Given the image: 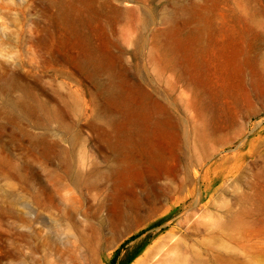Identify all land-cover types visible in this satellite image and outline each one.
Masks as SVG:
<instances>
[{
    "label": "rangeland",
    "instance_id": "1",
    "mask_svg": "<svg viewBox=\"0 0 264 264\" xmlns=\"http://www.w3.org/2000/svg\"><path fill=\"white\" fill-rule=\"evenodd\" d=\"M131 256L264 264V0H0V264Z\"/></svg>",
    "mask_w": 264,
    "mask_h": 264
},
{
    "label": "trees",
    "instance_id": "2",
    "mask_svg": "<svg viewBox=\"0 0 264 264\" xmlns=\"http://www.w3.org/2000/svg\"><path fill=\"white\" fill-rule=\"evenodd\" d=\"M136 237H137V236L135 235V236H132L130 239H134V238H136ZM118 252H119V250L117 249V250L115 251L114 255H113L112 263H114V261H115V259H116V256H117ZM131 260H132V256L129 257V258H127V259H125V260H123L120 264H128Z\"/></svg>",
    "mask_w": 264,
    "mask_h": 264
},
{
    "label": "bare ground",
    "instance_id": "3",
    "mask_svg": "<svg viewBox=\"0 0 264 264\" xmlns=\"http://www.w3.org/2000/svg\"><path fill=\"white\" fill-rule=\"evenodd\" d=\"M223 66H224V65H223ZM229 72H230V71H229ZM231 73L233 74V72H230V74H231ZM230 74H229V75H230ZM230 76H231V75H230ZM232 77H233V75H232Z\"/></svg>",
    "mask_w": 264,
    "mask_h": 264
}]
</instances>
